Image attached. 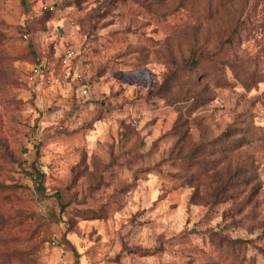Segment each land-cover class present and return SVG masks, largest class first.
<instances>
[{
	"label": "rangeland",
	"instance_id": "374dc122",
	"mask_svg": "<svg viewBox=\"0 0 264 264\" xmlns=\"http://www.w3.org/2000/svg\"><path fill=\"white\" fill-rule=\"evenodd\" d=\"M0 264H264V0H0Z\"/></svg>",
	"mask_w": 264,
	"mask_h": 264
},
{
	"label": "built area",
	"instance_id": "2783aa9c",
	"mask_svg": "<svg viewBox=\"0 0 264 264\" xmlns=\"http://www.w3.org/2000/svg\"><path fill=\"white\" fill-rule=\"evenodd\" d=\"M72 56H73V53H72V52H67V53L65 54V56H64V59H65V60H69V59L72 58ZM39 74H40V70H39V68H37V67L32 68V69L30 70V72H29V75H28L27 81H28L29 83H32V82L35 80V78H37V77L39 76ZM82 94H83V95L86 94L85 90L82 91Z\"/></svg>",
	"mask_w": 264,
	"mask_h": 264
},
{
	"label": "trees",
	"instance_id": "16d2710c",
	"mask_svg": "<svg viewBox=\"0 0 264 264\" xmlns=\"http://www.w3.org/2000/svg\"><path fill=\"white\" fill-rule=\"evenodd\" d=\"M39 68H41L43 70V67L42 66H38ZM86 92V91H85Z\"/></svg>",
	"mask_w": 264,
	"mask_h": 264
}]
</instances>
